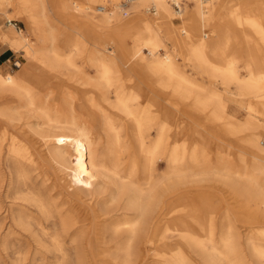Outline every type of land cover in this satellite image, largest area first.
I'll return each instance as SVG.
<instances>
[{"label":"bare ground","instance_id":"obj_1","mask_svg":"<svg viewBox=\"0 0 264 264\" xmlns=\"http://www.w3.org/2000/svg\"><path fill=\"white\" fill-rule=\"evenodd\" d=\"M109 1L119 2L0 0V8L11 6L16 19L25 21L38 34V41H42L45 37L43 33L50 34L53 28L46 17L40 15L39 20L33 12L37 8L42 11L46 5L56 3L58 20L75 26L80 19L88 32L91 29L99 38L105 28L119 20L118 13L107 10ZM124 1L125 3H118L115 8L122 11L133 10L140 0ZM142 1L152 4L151 9L146 12L152 10L153 14L166 20L170 17L172 4L181 2ZM187 5L189 8L184 12L188 18L187 25L199 23L205 28L207 24L204 22L203 9L209 6L213 7L212 11L219 21L213 38L207 41L202 38L194 41L189 39L183 43V48L187 63L213 80L226 83L224 92H219L213 82L207 86L186 76L171 55L163 54V45L148 24L142 25V33L135 36L131 58L136 59V65L145 67L149 72L152 83L157 84L152 86L153 90L173 88L184 99L192 98L196 111L205 113L207 120L215 127L212 134L217 136L220 143L223 144L230 138L241 142L239 159L233 171L224 162L214 170H209L202 163L207 140L198 133V140L193 142L189 170L180 168L179 158L175 154V142V148L169 154L170 163L164 167L163 172H159L160 177L157 178L154 165L157 156L164 152V136L175 129L171 106L169 104L170 108L165 110L163 116L152 118L155 99L158 98L156 91L152 92L148 107L143 108L138 104L141 86H135L133 90L126 87L112 88L113 69L117 68V62L103 57L100 45L107 44L100 39L92 44L91 54L96 68L100 70L99 82L109 88L95 89L97 97L86 98L85 102L90 110L87 112L90 118L94 117L93 113H99V128L104 136V156L100 153L102 142L99 138L92 137L85 126L78 122V118L72 116L70 109L62 115L56 109L52 111L43 105L32 88L31 81L35 79L30 72L20 70V76H11L3 75L0 71V118L11 124L28 121L26 125L34 129L45 156L58 171L67 173L74 180L77 205L81 201L90 206L82 211L76 205L68 208L66 214H74L77 218L73 221V236L68 233L65 217L61 216L66 229L64 233L70 237L72 244L80 239L85 241L86 237L90 238L93 225L90 212L98 207L96 218L99 223L95 229L98 254L90 256L87 261L90 264H143L150 259L158 261L165 254L162 251L150 254L152 242L167 241L170 234L187 241L188 247L196 253L201 264H264V187L259 182V175L264 176L263 1L189 0ZM181 9L182 7L179 11H173L179 15L182 13ZM184 32L189 34L191 30L188 28ZM74 33L78 35L77 32ZM0 41L12 51L21 53L28 69L32 68L34 61L43 62L44 67L57 74H60L62 67L75 68L71 55L61 54L59 48L53 46L36 50L27 36L14 28H8L2 33ZM71 47L76 50V41L71 42ZM145 50L151 59L145 58ZM244 50V57L241 58L239 52ZM181 54L183 55V51ZM70 76L74 78V74ZM231 86L236 88L237 95L231 94ZM62 100L64 104H69L68 97ZM10 104L15 106L10 107ZM239 112L243 113L242 118H239ZM29 119H35V123L31 124ZM12 128L13 125H9L4 130V136L10 133L9 152L17 154L16 143L20 135ZM154 130H157V134L152 136ZM185 172L194 175L198 188L195 197L184 205L175 202L169 209L166 205V193L173 194L183 186L187 179L182 176ZM216 181L222 182L237 197L246 199L248 215L243 216L248 234L245 238V254L237 243L238 235L232 225L231 211L221 210L214 194L204 189ZM41 210L48 220L51 217L49 211L43 207ZM30 215L23 211L16 215L17 225L26 231L33 225ZM168 217L174 219V225L166 222ZM190 225L194 226V233ZM51 243L53 252L58 253L61 258L67 256L68 252L58 236L52 237ZM163 264L185 263L182 254L177 252Z\"/></svg>","mask_w":264,"mask_h":264},{"label":"rangeland","instance_id":"obj_2","mask_svg":"<svg viewBox=\"0 0 264 264\" xmlns=\"http://www.w3.org/2000/svg\"><path fill=\"white\" fill-rule=\"evenodd\" d=\"M121 2L125 3L124 0H119L118 3ZM181 2L182 13L179 15L175 14L173 7H171L170 17L166 20L160 18L158 14H153L152 10L146 12L152 6L148 1L143 2L140 0L135 5L136 9L124 11L115 8L118 4L117 2L113 3L109 1L106 5L107 10L118 13L119 20L109 25L108 28H105L100 33L99 38L94 35L91 29L88 32L80 19L79 23L75 26H71L67 21L58 20L56 3L46 5L42 11L37 8L33 12L39 20L41 16L46 17L47 22L53 28L50 34L47 32L43 33L45 37L42 41L40 39L38 41V34L29 28L25 21L16 19L14 10L12 12L11 9H7V18L4 17L5 14L3 12L0 13V29L6 31L8 28H14L20 31L21 34L27 36L36 50L49 49L53 46L59 48L61 54L71 55V62L75 68L65 69L62 67L60 74H57L46 66L44 67L45 64L43 62L34 61L35 64L37 63L38 69L36 70L38 71L35 74L29 73L37 80L35 82L32 79V88L41 98L43 105L48 106L50 110L56 109V111L63 115L70 109L69 112L72 116L76 119L78 118V122L85 126L92 137L99 138L102 142L100 147L102 156L105 155L104 136L99 128V113H93L94 117L90 118L87 114L90 110L87 109L88 105L85 102L86 98L91 96L93 98L97 97L98 93L95 89L109 88L99 82L100 70L96 68L93 55L91 54L92 44L98 42L99 39L107 44L103 45L101 43L100 45L103 57L117 62V68L113 69L112 88L126 87L128 90H133L135 86H141L138 104H141L140 106L143 108L148 107L150 96L152 92L156 91L158 98L155 99L156 105L153 109L154 113L151 114L152 118L163 116L165 110H168V107L170 108L171 106L170 111L175 129L171 134L166 133L164 136V152L157 156L154 165L157 178L160 177L158 176L159 172H163L170 163L169 154L175 142H177L175 154L179 158L180 168L189 170L192 162L193 142L198 140V133L202 135L203 139L207 140L202 163L209 170H214L218 169V165L221 162H224L233 171L239 159L241 142L230 138L225 143H220L217 136L212 134L215 127L207 120L205 113L196 111L195 102L192 98L184 99L173 88L169 90H161L159 88L153 90L152 86L157 84L152 83L149 72L145 67L136 65V59L133 60L131 58L130 53L134 52V38L137 34L142 33V25L148 24L151 31L156 33L162 43L163 54L168 53L171 55L176 65L186 76L192 77L197 83L207 86L213 82L216 84L219 92L226 90V83L221 80H213L203 74L200 69L195 68L191 63H187L183 48V43L188 42L189 39L194 41L202 38L207 41L216 34L217 22L219 21L215 18L212 11L213 7L209 6L203 9L204 22L207 25L205 28H202L199 23L186 24L188 18L184 12L189 8V5H187L189 0H181ZM212 4H215V2ZM8 7L11 6L7 5L0 8V10H5ZM7 19L12 20L11 23ZM188 28L191 30L189 34L184 32ZM46 29L47 27H45ZM74 32H77L78 35H75ZM72 41H76L78 49L77 47L76 50L72 49ZM116 45L118 46L116 47ZM105 48L109 49L105 50ZM2 49L7 50L9 48L6 49L2 46ZM9 51L14 57L10 61V69L7 72H3V74L20 76L21 71L26 72L23 70V64L26 63V60H24L21 53L10 49ZM181 51H183V55ZM239 54L241 58L244 57L245 50L240 51ZM143 55L146 59H151L147 55L146 50ZM13 60L20 63L18 68L12 66ZM21 64L22 68L20 67ZM20 68L21 71L19 70ZM71 74H74V78H71ZM241 74L244 75L243 72ZM60 75L63 76L61 77ZM230 92L232 95L238 94L234 86L230 87ZM66 97L69 98V104H64L62 100ZM13 105L10 104V107L15 106ZM239 118L242 117L239 116ZM0 119V264H90L87 262L90 256L94 257L98 254V247L95 243V229L99 223V219L96 218L98 207L92 209L93 212H90L89 217L92 218L93 224H91L90 238L86 237L85 241L80 239L77 243L72 244L70 237L64 233L66 229L62 224V219H64L62 217L64 216L68 223V233L73 236L75 234L73 221H76L77 218L74 214H70L69 216L66 214L68 208L76 205L78 210L82 211L84 208L86 209L90 206L81 201L77 205L75 201L77 191L75 190L74 180L67 173L58 171L57 167L45 156L43 148L37 142L38 139L34 129L26 125L28 121L11 124L2 118ZM29 122L34 124L35 119H29ZM9 125H13L12 130L20 135L16 143L17 154L9 152L11 148L10 133L8 136H4V130L9 128ZM155 134H157V130L152 131V136H155ZM262 135L264 136V132ZM262 141L264 143V138ZM31 143L34 144L32 145ZM182 176L187 178L183 186L173 194L166 193V205L169 209L175 202L184 205L193 201L195 197V191L198 188L194 182V175L185 172L182 173ZM135 181L137 182V179ZM262 181L264 182V176L259 175V182L264 187ZM204 189L214 194L221 210L228 209V211H231L232 225L238 235L237 243L242 253L245 254L247 249L245 247V238L248 237L247 224L243 222V216L248 215L246 199L237 197L234 192L219 181ZM42 207L49 211L51 217L48 220L42 213ZM21 211L31 214L30 221L33 225L27 231L17 225L16 215ZM166 222L168 224H175L172 217H168ZM38 224L42 226L40 227ZM190 227L193 228L192 232L194 233V226L190 225ZM179 230L181 233H184L183 230ZM53 233H57V235ZM56 236L63 242L68 252L65 258H61L58 253L52 250L51 238ZM150 249V254L162 251L165 256L158 259V261L150 259V261L148 260L143 264H163L174 257L177 252L182 254L185 264H201L196 253L188 247L187 241L180 236L176 237L174 234H170L167 241H159L157 243L154 240Z\"/></svg>","mask_w":264,"mask_h":264},{"label":"crops","instance_id":"obj_3","mask_svg":"<svg viewBox=\"0 0 264 264\" xmlns=\"http://www.w3.org/2000/svg\"><path fill=\"white\" fill-rule=\"evenodd\" d=\"M7 9H11L12 10V12H13V9L11 8V7H8V8H6L5 10H0V13H4L5 14V16L4 17H6L7 18V16H6V14H7ZM7 21L9 22V20L7 19ZM7 30V29H6ZM4 32H6V31H2L1 29H0V37H1V34L2 33H4ZM70 33V32H69ZM0 71L2 72V74H3V72H7V70L8 69H10V61L13 59V54L12 53H10V51H9V47L8 46H5L1 41H0ZM2 46L4 47V48H9V49H7V50H4V49H2ZM11 50V49H10ZM37 64V63H36ZM36 64H34V62H32V68H29L28 69V67H27V65H26V63L25 64H23V66H24V68H23V70L24 71H26V72H30L31 74H35V73H37V71L38 70H36V69H38V67H37V65ZM20 67L22 68V64L20 65ZM21 68L19 69V70H21ZM25 72V73H26ZM7 74H10V73H7ZM4 75V74H3ZM238 116H243V114L241 113V112H239L238 113Z\"/></svg>","mask_w":264,"mask_h":264},{"label":"built area","instance_id":"obj_4","mask_svg":"<svg viewBox=\"0 0 264 264\" xmlns=\"http://www.w3.org/2000/svg\"><path fill=\"white\" fill-rule=\"evenodd\" d=\"M262 1H263V5H264V0H262ZM172 5H173V8H174L176 11H179L180 8L182 7V2H180V3H178V4L173 3ZM19 64H20L19 62H17L16 60H13L12 66L18 68V67H19Z\"/></svg>","mask_w":264,"mask_h":264}]
</instances>
